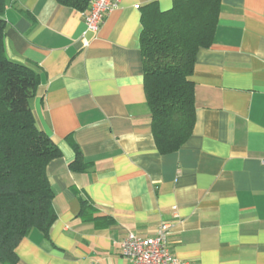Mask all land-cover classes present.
Masks as SVG:
<instances>
[{
    "label": "crops",
    "instance_id": "1",
    "mask_svg": "<svg viewBox=\"0 0 264 264\" xmlns=\"http://www.w3.org/2000/svg\"><path fill=\"white\" fill-rule=\"evenodd\" d=\"M153 3L173 7L120 0L96 35L56 0L7 7L6 56L37 68L32 113L62 153L47 168L57 220L20 243L17 264H129L122 240L153 237L162 223L183 263L264 264V0H221L190 78L193 134L168 155L144 87L142 11ZM73 145L82 173L70 170Z\"/></svg>",
    "mask_w": 264,
    "mask_h": 264
},
{
    "label": "trees",
    "instance_id": "2",
    "mask_svg": "<svg viewBox=\"0 0 264 264\" xmlns=\"http://www.w3.org/2000/svg\"><path fill=\"white\" fill-rule=\"evenodd\" d=\"M87 12L91 0H56ZM12 0H0V263L17 264L16 250L34 230L47 234L57 220L49 164L62 157L52 139L37 125L31 109L39 72L34 65L6 56L4 13ZM221 0H173L161 11L156 3L142 11L141 53L144 87L153 136L162 155L178 152L196 123L195 87L190 80L198 53L214 42ZM75 173L89 165L73 145ZM82 201V206H85Z\"/></svg>",
    "mask_w": 264,
    "mask_h": 264
},
{
    "label": "built area",
    "instance_id": "3",
    "mask_svg": "<svg viewBox=\"0 0 264 264\" xmlns=\"http://www.w3.org/2000/svg\"><path fill=\"white\" fill-rule=\"evenodd\" d=\"M120 0H91L83 18L88 31L96 35L105 16L117 8ZM171 225L162 223L153 237L140 238L129 233L121 242V253L129 264H188L175 258L169 248Z\"/></svg>",
    "mask_w": 264,
    "mask_h": 264
}]
</instances>
